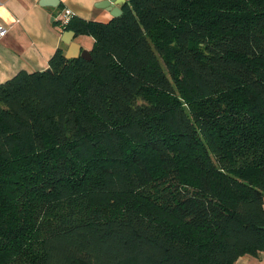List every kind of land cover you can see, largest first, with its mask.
<instances>
[{
  "label": "trees",
  "instance_id": "obj_1",
  "mask_svg": "<svg viewBox=\"0 0 264 264\" xmlns=\"http://www.w3.org/2000/svg\"><path fill=\"white\" fill-rule=\"evenodd\" d=\"M72 16L91 59L0 82V264H234L264 252V0Z\"/></svg>",
  "mask_w": 264,
  "mask_h": 264
},
{
  "label": "crops",
  "instance_id": "obj_2",
  "mask_svg": "<svg viewBox=\"0 0 264 264\" xmlns=\"http://www.w3.org/2000/svg\"><path fill=\"white\" fill-rule=\"evenodd\" d=\"M103 0H3L0 4V23L9 26L0 39V82L19 70L27 72L48 68L50 57L58 48L67 49L61 41L64 32L57 17L65 9L85 20L107 22L110 11L97 6ZM122 0H115V3ZM126 1V0H124ZM121 8V7H120ZM81 48L90 50L92 39L80 35ZM88 41V42H87ZM87 42V43H86ZM234 264H264V252L256 256L242 255Z\"/></svg>",
  "mask_w": 264,
  "mask_h": 264
},
{
  "label": "water",
  "instance_id": "obj_3",
  "mask_svg": "<svg viewBox=\"0 0 264 264\" xmlns=\"http://www.w3.org/2000/svg\"><path fill=\"white\" fill-rule=\"evenodd\" d=\"M124 3V0L117 3H115V0H103L98 2L97 6L107 9L113 17H117L122 13L120 7H122ZM73 38H75L74 31L69 30L63 32L61 41L67 44V49L63 51L62 55L68 59L80 56L83 59L90 60L91 54L89 50L81 48L78 43L73 41Z\"/></svg>",
  "mask_w": 264,
  "mask_h": 264
},
{
  "label": "built area",
  "instance_id": "obj_4",
  "mask_svg": "<svg viewBox=\"0 0 264 264\" xmlns=\"http://www.w3.org/2000/svg\"><path fill=\"white\" fill-rule=\"evenodd\" d=\"M2 2L3 0H0V4H2ZM72 16L73 13L69 9L63 10L57 17L58 26L64 29ZM8 28L9 26L0 23V39L8 32Z\"/></svg>",
  "mask_w": 264,
  "mask_h": 264
},
{
  "label": "rangeland",
  "instance_id": "obj_5",
  "mask_svg": "<svg viewBox=\"0 0 264 264\" xmlns=\"http://www.w3.org/2000/svg\"><path fill=\"white\" fill-rule=\"evenodd\" d=\"M73 16H74V15H73ZM79 37H80L79 35H78V36H75L74 40H76V41L79 40V41L82 42V44L85 46L84 41H82V39H79ZM87 42H88V41H87ZM87 42H86V43H87ZM84 49H85V48H84Z\"/></svg>",
  "mask_w": 264,
  "mask_h": 264
}]
</instances>
